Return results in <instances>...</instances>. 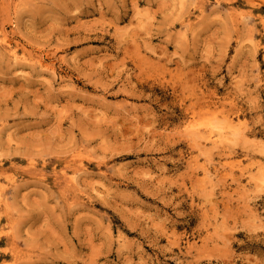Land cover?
I'll return each instance as SVG.
<instances>
[{
	"label": "rangeland",
	"instance_id": "374dc122",
	"mask_svg": "<svg viewBox=\"0 0 264 264\" xmlns=\"http://www.w3.org/2000/svg\"><path fill=\"white\" fill-rule=\"evenodd\" d=\"M0 39V264H264V0H0Z\"/></svg>",
	"mask_w": 264,
	"mask_h": 264
},
{
	"label": "bare ground",
	"instance_id": "6f19581e",
	"mask_svg": "<svg viewBox=\"0 0 264 264\" xmlns=\"http://www.w3.org/2000/svg\"><path fill=\"white\" fill-rule=\"evenodd\" d=\"M1 40V39H0ZM209 137V136H208Z\"/></svg>",
	"mask_w": 264,
	"mask_h": 264
}]
</instances>
